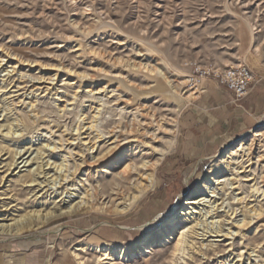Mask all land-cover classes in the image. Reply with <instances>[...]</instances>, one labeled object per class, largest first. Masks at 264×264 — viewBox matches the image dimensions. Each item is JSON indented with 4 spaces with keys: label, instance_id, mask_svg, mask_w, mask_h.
I'll return each mask as SVG.
<instances>
[{
    "label": "rangeland",
    "instance_id": "374dc122",
    "mask_svg": "<svg viewBox=\"0 0 264 264\" xmlns=\"http://www.w3.org/2000/svg\"><path fill=\"white\" fill-rule=\"evenodd\" d=\"M240 1L0 0V59L3 52L10 56L0 63L3 165L11 162L15 151L24 153L27 146L30 150L25 157L33 158L42 147L48 146L50 152L56 145L51 161L60 163L66 156L74 169L73 160L79 159L84 148L81 143L71 144L77 137L76 126L81 128L91 121L100 102H105L101 128L107 132L105 137H138L148 130L156 153L164 154L156 170V186L131 212L77 214L53 219L18 237L0 234V264H100L91 251L93 246L132 244L143 239L169 217L174 207L183 204L198 185L199 174L226 146L244 139L247 131L229 138L213 155L187 157L188 149L181 148V122L184 112L203 92L194 94L189 102L169 97L161 85L150 92L149 80L133 67L139 61L159 65L171 78L180 74L186 84L184 90L192 92L204 90L207 80L216 83L208 76L192 89L191 80L199 70L243 63L254 74L252 87L264 76V26L256 30L255 48H249L248 31L237 24V14L251 11L242 7L251 0ZM258 13L253 14L254 21ZM260 14L262 21L264 11ZM14 65L17 70H13ZM257 119L251 129L264 120V111ZM12 125L15 134H7ZM90 136L83 141L89 142ZM254 143L256 158L245 160L240 182L211 193L223 207L205 206L202 210L204 222L198 230H204L207 239H196L200 253L191 258L167 244L138 260L115 257L112 264H238L236 254L241 250L245 256L242 264H264V136ZM102 147L106 146L102 143ZM26 174L22 171L19 175ZM11 177L19 180L18 176ZM13 190L22 199L32 195L18 182ZM244 206L263 214L238 234L228 236L230 217L240 221ZM215 228L223 231L222 236H210L216 234L212 232ZM79 244L93 246L76 255ZM250 252L251 259L247 260Z\"/></svg>",
    "mask_w": 264,
    "mask_h": 264
},
{
    "label": "bare ground",
    "instance_id": "6f19581e",
    "mask_svg": "<svg viewBox=\"0 0 264 264\" xmlns=\"http://www.w3.org/2000/svg\"><path fill=\"white\" fill-rule=\"evenodd\" d=\"M242 7L251 11L246 15L237 14V24L247 29L248 47L252 49L256 46V30L264 26V19L262 18L261 21L260 14L264 11V0L244 2ZM255 12L259 13L257 14L258 18L254 21L252 16ZM1 57L0 63L5 57L10 58L9 54L5 52ZM158 66L143 61H139L138 65H133L138 69V73H142L149 80L150 92L155 91L158 85H161L169 97H181L185 101H190L194 94L198 95L201 92L199 89L192 92L189 89L184 90L186 84L185 81H182L180 74L171 78ZM15 67L17 65H14L13 70H17ZM176 71L180 73L177 68ZM142 102L144 101L141 100V106ZM104 104L102 102L98 104L91 121L84 122L83 126L81 124V128L79 125L76 126L75 135L77 137L72 140L71 144L79 145L81 143L80 146L84 148L80 151L79 159L73 160L74 169L67 163L69 159L67 160L66 156L60 163L51 161V157L57 149V146L54 145L53 151L50 152H48L50 150L48 146L42 147L33 158H30L31 155L25 157L30 146L25 147L24 153L21 150L15 151L11 162L6 163L8 167L1 171L6 164L3 165L4 161L1 156L4 150L0 151L1 235L18 237L28 231L42 228L53 219L77 214L90 212L127 214L138 206L149 190L156 186V170L161 164L164 154L156 153V147L150 142L149 136L147 137L148 130L145 129L138 137L123 134L114 135L111 138L105 137L107 132H103L101 129L105 117H103ZM149 115L151 117L152 113ZM19 120L17 119L18 122L22 119ZM155 120H157L156 117ZM18 124L16 123V127L19 126ZM14 132L16 131L12 125L7 134L14 135ZM250 133H254V137L246 139ZM85 134L92 135L89 142L83 141L87 137H82ZM263 136L264 120H260L256 129L246 133L245 137H242L244 139L238 138L231 142L222 154L199 174L198 185L185 198L183 204L174 207L168 213L169 217L158 224L157 229L149 231L140 241L132 244L110 243L95 246L79 244L75 247L74 253L79 255L80 251L93 246L91 251L98 258L97 262L112 264L115 257H121L123 260H138L155 247L173 244L176 250L187 252V255L190 254L189 256L192 258L194 253L202 251L196 246V239H207L203 237L207 235L205 231L198 230L204 222L202 221V214H205L202 213L203 208L206 206L218 210L223 207V202L218 201L216 196L211 193H219L224 188L232 187L236 182H240V173L243 172L245 160L250 161L256 158L254 141H262ZM102 143L106 147L103 148ZM34 164L37 166L31 167ZM24 167L30 168L26 170L23 169ZM22 171H27V174L20 176ZM10 176H18L19 180L13 181L12 177L9 178ZM17 182L22 187L30 189L32 195L23 199L19 197L13 190V186ZM242 199L244 197H239V200ZM242 212L240 221L234 222L233 217H230L232 222H230L228 236H232L234 232L238 234L243 228L249 226L255 217L263 214L262 211L247 206L243 207ZM212 232L216 234L210 236L218 237L222 236L223 231L215 228ZM243 253L244 251L241 250L236 254L240 257L237 261L240 264L245 261ZM251 256L250 252L246 259L250 260Z\"/></svg>",
    "mask_w": 264,
    "mask_h": 264
},
{
    "label": "crops",
    "instance_id": "0c3cea01",
    "mask_svg": "<svg viewBox=\"0 0 264 264\" xmlns=\"http://www.w3.org/2000/svg\"><path fill=\"white\" fill-rule=\"evenodd\" d=\"M202 92L181 122V148L188 149L187 157L205 158L220 151L232 136L250 132L264 111V76L239 101L217 80H207Z\"/></svg>",
    "mask_w": 264,
    "mask_h": 264
},
{
    "label": "built area",
    "instance_id": "2783aa9c",
    "mask_svg": "<svg viewBox=\"0 0 264 264\" xmlns=\"http://www.w3.org/2000/svg\"><path fill=\"white\" fill-rule=\"evenodd\" d=\"M212 76L222 86L233 92L234 100L243 99L249 92L254 81L252 70L243 63L228 66L224 69H203L199 70L197 76H193L191 80L192 89L197 87L198 82L205 77Z\"/></svg>",
    "mask_w": 264,
    "mask_h": 264
}]
</instances>
